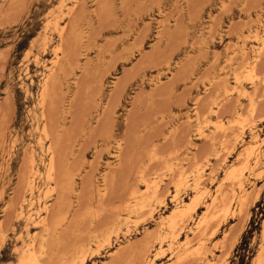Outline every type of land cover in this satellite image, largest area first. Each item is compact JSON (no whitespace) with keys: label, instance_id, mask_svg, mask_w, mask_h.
<instances>
[{"label":"rangeland","instance_id":"374dc122","mask_svg":"<svg viewBox=\"0 0 264 264\" xmlns=\"http://www.w3.org/2000/svg\"><path fill=\"white\" fill-rule=\"evenodd\" d=\"M262 28L264 0H0V264H25L29 253L41 264H80L79 254L82 264H264ZM246 148L248 160L261 157L244 176L239 213L226 176ZM199 192L174 230L161 225L175 199ZM214 194L225 204L198 227ZM199 246L205 257L191 253Z\"/></svg>","mask_w":264,"mask_h":264},{"label":"bare ground","instance_id":"6f19581e","mask_svg":"<svg viewBox=\"0 0 264 264\" xmlns=\"http://www.w3.org/2000/svg\"><path fill=\"white\" fill-rule=\"evenodd\" d=\"M228 1V0H227ZM223 4V3H222ZM67 11V10H66ZM67 14V13H66ZM64 27V26H63ZM259 27V26H258ZM59 28V27H58ZM61 28V27H60ZM229 28V27H228ZM262 29H264V28H262ZM250 31V30H249ZM256 32L257 31H255V34H256ZM262 34H264V33H262ZM208 36V35H207ZM254 36H256V35H254ZM253 36V38L255 39V37ZM261 36V35H260ZM212 38V37H211ZM246 38V37H245ZM251 39V38H250ZM253 39V40H254ZM261 39V38H260ZM259 39V40H260ZM262 39H264V37H262ZM247 40V39H246ZM249 41V40H248ZM241 42H242V40H241ZM245 42V41H244ZM255 42V41H254ZM260 42H262V41H260ZM258 43V42H257ZM236 45V44H235ZM241 45V44H240ZM251 46V45H250ZM58 47V46H57ZM227 47V46H226ZM234 47V46H233ZM258 47V46H257ZM261 47H264V45H262ZM261 47H259L260 49H261ZM59 48V47H58ZM241 48H243V47H241ZM251 48V47H250ZM259 48H257V49H259ZM59 49H61V48H59ZM262 49H264V48H262ZM261 49V50H262ZM58 49H55V52L57 51ZM255 50H256V48H255ZM253 51V50H252ZM251 51V52H252ZM259 51V50H258ZM262 51H264V50H262ZM254 53H255V51H253ZM261 53V52H260ZM55 54V53H54ZM241 54V53H240ZM53 55V54H52ZM63 55V54H62ZM253 55V54H252ZM257 55V54H256ZM54 56V55H53ZM52 56V57H53ZM243 56V55H242ZM260 56V55H259ZM56 57V56H55ZM61 58H62V56H61ZM256 58V57H255ZM52 60V59H51ZM50 60V61H51ZM57 60V59H56ZM49 61V62H50ZM54 61V60H53ZM53 61H51L52 62V64H53ZM247 61V60H246ZM250 62H252V61H250ZM255 62V60L253 61V63ZM230 63V62H229ZM56 64H57V61H56ZM216 64V63H215ZM228 64V63H227ZM236 64H238V63H236ZM248 64V63H247ZM54 65V64H53ZM35 66V65H34ZM51 66V65H50ZM55 66V65H54ZM245 66H248V65H245ZM47 67V66H46ZM48 68H49V66H48ZM46 69V68H45ZM50 69V68H49ZM257 69V68H256ZM235 70V69H234ZM248 72H250L251 73V75L252 76H254V71H255V64H251L249 67H248ZM53 71H54V69H53ZM241 72V71H240ZM53 73V72H52ZM262 73V72H261ZM248 74V73H247ZM256 74V73H255ZM51 75V74H50ZM53 75V74H52ZM235 75V74H234ZM241 75V74H240ZM249 75V74H248ZM252 76H250V78H252ZM235 77V76H234ZM50 79V77H49V75H48V77H47V79ZM241 78V77H240ZM240 78H238V80L240 79ZM257 78V77H256ZM234 79V78H233ZM237 79V78H236ZM243 79V78H242ZM255 80V78H252V80H251V82H255L254 81ZM46 80H44V82H45ZM54 81V80H53ZM234 81V80H233ZM235 81H237V80H235ZM262 81H264V80H262ZM261 81V82H262ZM50 82V81H49ZM53 83V82H52ZM228 83V82H227ZM233 83H236V82H233ZM258 83V82H257ZM51 84V83H50ZM237 84V83H236ZM46 85V84H45ZM48 85V84H47ZM230 85V84H229ZM229 85H227L228 87H229ZM234 85V84H233ZM242 85V84H241ZM255 85H256V83H255ZM240 86V85H239ZM239 86H237V85H234V86H232V88L229 90L228 89V91L231 93V92H235L236 94H237V96H246V92H245V90H244V88H243V86H242V88H240ZM44 87V86H43ZM47 87V86H46ZM46 87H44L42 90H44ZM48 88V87H47ZM230 88V87H229ZM226 89H227V87H226ZM252 89H253V87H252ZM41 91V90H40ZM45 91H46V89H45ZM48 91V90H47ZM225 91V90H224ZM42 92V91H41ZM49 92V91H48ZM48 92H45V93H48ZM248 92V91H247ZM250 92V91H249ZM43 93V92H42ZM226 93V92H225ZM229 93V94H230ZM39 94V93H38ZM41 95V94H40ZM49 95V94H48ZM228 95V94H227ZM226 95V96H227ZM248 95V94H247ZM236 96V97H237ZM244 96V97H245ZM250 96V95H249ZM241 97H237V98H241ZM236 98V99H237ZM250 98H251V96H250ZM243 99V98H242ZM252 100V99H251ZM248 101L250 102V100L248 99ZM255 101H253L252 103H254ZM41 104V103H40ZM216 104V103H215ZM215 104H214V106H215ZM250 104V103H249ZM255 104V103H254ZM242 105V104H241ZM250 106V105H249ZM217 107V106H216ZM256 108V107H255ZM44 109V108H43ZM249 109V108H248ZM209 110H211V109H209ZM254 110V105L252 104L251 105V111H253ZM43 111V110H42ZM195 111V110H194ZM253 112H255V111H253ZM215 113H217V109H216V112ZM240 113V112H239ZM238 113V114H239ZM194 114H195V112H194ZM201 114V113H200ZM212 114H213V111H212ZM236 115V116H239V115ZM47 115V114H46ZM216 115V114H215ZM218 115V114H217ZM43 116V115H42ZM43 117H45V116H43ZM200 117V116H199ZM202 117V116H201ZM197 118V117H196ZM195 118V119H196ZM244 118V117H243ZM205 119V118H204ZM251 119V118H250ZM44 120H46V119H44ZM197 120V119H196ZM220 120V119H219ZM241 121H242V119H241ZM45 122V121H44ZM217 122V121H216ZM221 122V121H220ZM46 123H47V121H46ZM195 123H196V121H195ZM44 124V123H43ZM42 124V125H43ZM198 124V123H197ZM216 124H218V123H216ZM220 124V123H219ZM222 124V123H221ZM221 124H220V126H221ZM47 126H48V124H47ZM200 126V125H199ZM215 126V125H214ZM252 126V125H251ZM43 127V126H42ZM197 127V126H196ZM219 127V126H218ZM220 128V127H219ZM222 128V127H221ZM220 128V129H221ZM202 129V128H201ZM217 129V128H216ZM48 130V129H47ZM200 130V129H199ZM250 130V129H249ZM200 131H202V130H200ZM241 131V130H240ZM41 132H43V131H41ZM197 132V131H196ZM203 133H204V131H202ZM211 132V131H210ZM219 132V131H218ZM222 132V131H221ZM244 132V131H243ZM49 133V132H48ZM225 133H226V131H225ZM242 133V132H241ZM44 134V133H43ZM198 134V133H197ZM45 135V134H44ZM201 135V134H200ZM228 135V134H227ZM46 136V135H45ZM44 136V137H45ZM202 136V135H201ZM215 136V135H214ZM221 136H222V134H221ZM48 136H46V138H47ZM239 137V136H238ZM45 138V139H46ZM255 138H258V135L257 134H255L254 135V140H256ZM262 138H264V137H262ZM226 140V139H225ZM221 141V140H220ZM262 143H264V141H261ZM261 143V144H262ZM49 144V143H48ZM218 144V143H217ZM258 144V143H257ZM50 145V144H49ZM223 146V145H222ZM49 147V146H48ZM118 147V146H117ZM227 147V146H226ZM226 147H225V149H226ZM232 147V146H231ZM48 149V148H47ZM51 149V148H50ZM54 149V148H53ZM52 149V150H53ZM224 149V148H223ZM252 149V148H251ZM254 150V149H253ZM54 151V150H53ZM47 152V151H46ZM55 152V151H54ZM119 152V151H118ZM219 152V151H218ZM252 151H250L249 150V148H246V150L244 151V153L242 154L241 153V157H242V155L244 156V158H247L246 159V161H245V163H243V165L239 168V169H236V170H234L233 168L234 167H232V169L230 168V170L229 171H227L228 172V174H227V176H226V178L227 179H229V180H234L235 181V185H236V187L234 188L233 187V189H230V187L229 186H227V187H229V188H226V191H227V189H230L229 191L231 192L230 194H232V196H233V198H231L230 200L231 201H229V204L231 205V204H233V203H235L236 205H238V212H239V210H240V206H241V200H240V197L242 196L243 198H244V196H243V194H244V191H245V185H244V182H243V180H245L244 178V176H245V174H246V176H247V174L252 170V168L256 165L257 166V163L258 162H260L259 161V159H260V157H261V150H258L255 154H253L252 155V157L248 160V156L249 155H251L250 153H251ZM120 153V152H119ZM117 154V153H116ZM214 154V153H213ZM53 155H56V154H53ZM217 155V154H216ZM220 155H222V154H220ZM226 155V154H225ZM238 155H240V154H238ZM219 156V155H218ZM119 157V156H118ZM211 157V156H210ZM54 158H56L57 159V157H53L52 156V153H51V155H49V157H48V170H49V173H46L47 175L45 176V178L47 177V179H51V175H52V172H53V170L55 169V166L57 165V162L55 161L54 162ZM222 158V157H221ZM220 158V159H221ZM226 158V157H225ZM55 159V160H56ZM207 160V159H206ZM247 161H249V162H247ZM205 162H207V161H205ZM54 163H56V165L54 164ZM198 163V162H197ZM225 163V162H224ZM242 163V162H241ZM196 164V163H195ZM199 164V163H198ZM55 165V166H54ZM182 165V164H181ZM193 165V164H192ZM57 167V166H56ZM198 167V166H197ZM184 168V167H183ZM190 168V170H192L191 168H192V166H190L189 167ZM238 168V167H237ZM257 168V167H256ZM56 170H57V168H56ZM178 170V169H177ZM179 170H181V169H179ZM187 171H188V169H186ZM204 170V169H203ZM31 171H33V170H31ZM184 171V170H183ZM193 171H195L194 169H193ZM192 171V172H193ZM253 171V170H252ZM30 172V171H29ZM57 172V171H56ZM138 172V171H137ZM168 172V171H167ZM169 172H170V169H169ZM171 172H172V168H171ZM191 172V171H190ZM189 172V173H190ZM38 173V172H37ZM140 173H141V171H140ZM184 173H186V172H184ZM260 173V172H259ZM57 174V173H56ZM175 174H176V176L178 175L177 174V172L175 171ZM182 174V173H181ZM197 174V173H196ZM200 174V173H199ZM211 174H213V173H211ZM30 175V174H29ZM106 175V174H105ZM139 175V174H138ZM191 175V174H190ZM208 175V174H207ZM141 176H142V174H141ZM188 176V175H187ZM196 176V175H195ZM250 176H251V174H250ZM249 176V177H250ZM257 176V175H256ZM33 177V176H32ZM54 177H55V175H54ZM76 177V176H75ZM103 177V176H102ZM106 177V176H105ZM140 177V176H139ZM138 177V178H139ZM172 177V176H171ZM182 177V176H181ZM181 177L179 176V178L181 179ZM211 177V176H210ZM28 178V177H27ZM56 178V177H55ZM143 178H144V176H143ZM170 178V177H169ZM173 178V177H172ZM185 178V177H184ZM187 178V177H186ZM193 178V177H192ZM32 179V178H31ZM46 179V180H47ZM68 179H69V177H68ZM175 179V178H174ZM188 179V178H187ZM195 179V178H194ZM204 179V178H203ZM207 179V178H206ZM227 179H226V181H227ZM27 180V179H26ZM54 180H56V179H54ZM73 180V179H72ZM103 180H104V178H103ZM102 180V181H103ZM139 180V179H138ZM153 180V179H152ZM154 180H156V178H154ZM153 180V181H154ZM185 180V179H184ZM225 180V179H224ZM74 181V180H73ZM150 181V180H149ZM158 181V180H157ZM170 181H171V179H170ZM178 181V179L177 180H175V182H177ZM182 181V180H181ZM195 181V183L194 184H192V185H194V186H197L196 184H198L199 183V178L197 177V179L196 180H194ZM204 181H206V180H204ZM234 181H233V183H234ZM142 182V181H141ZM143 182H144V179H143ZM155 182V181H154ZM193 182V181H192ZM201 182V181H200ZM81 183V182H80ZM104 183V182H103ZM148 183V182H147ZM146 183V181H145V186H146V188L148 187V184ZM150 183V182H149ZM159 183V182H158ZM157 183V184H158ZM169 183H171V182H169ZM173 183V182H172ZM179 183V182H178ZM183 183V182H182ZM231 183V182H230ZM253 183V182H252ZM29 184V183H28ZM102 184V183H101ZM105 184V183H104ZM139 184V183H138ZM156 184V186L158 187V185ZM160 184V183H159ZM176 184V183H175ZM201 184V183H200ZM203 184V183H202ZM81 185V184H80ZM97 185V184H96ZM103 185V184H102ZM142 185V184H141ZM151 185V184H150ZM150 185H149V187H150ZM152 185H154V184H152ZM171 185V184H170ZM178 185V184H177ZM176 185V186H177ZM185 185H187V183L185 184ZM199 185V184H198ZM220 185V184H219ZM230 185V184H229ZM234 185V186H235ZM68 186H69V184H68ZM70 186H72V185H70ZM105 186V185H104ZM173 186V185H172ZM200 186V185H199ZM232 186V185H231ZM30 187H31V185H30ZM29 187V188H30ZM51 187V186H50ZM99 187V186H98ZM97 187V190H99V189H101V188H98ZM103 187V186H102ZM165 187H166V184H165ZM164 187V188H165ZM198 187V186H197ZM196 187V188H197ZM201 187V186H200ZM224 187V186H223ZM253 187H254V185H253ZM252 187V188H253ZM48 188V187H47ZM52 188V187H51ZM53 188H55V185L53 186ZM57 188V187H56ZM67 188V187H66ZM65 188V189H66ZM71 188V187H70ZM72 188H73V186H72ZM80 188V187H79ZM137 188H138V186H137ZM145 188V187H144ZM175 188V187H174ZM180 188V187H179ZM183 188V187H182ZM192 188V187H191ZM214 188H216V187H214ZM218 188H220V189H218V190H221L222 189V186L221 187H218ZM33 189V188H32ZM139 189V188H138ZM148 189V188H147ZM150 189V188H149ZM154 189H155V187H154ZM162 189V188H161ZM165 189H168V188H165ZM193 189V188H192ZM48 190V189H47ZM70 190V189H69ZM72 190V189H71ZM80 190V189H79ZM133 190V189H132ZM185 190V189H184ZM251 190V189H250ZM52 191V190H51ZM57 191V190H56ZM74 191V190H73ZM100 191V190H99ZM137 191V190H136ZM139 191V190H138ZM142 191V190H141ZM144 191H145V189H144ZM143 191V192H144ZM157 191V190H156ZM162 191H163V193H164V189H162ZM162 191H160V192H162ZM166 191V190H165ZM202 191V190H201ZM204 191V190H203ZM222 191V190H221ZM252 191V190H251ZM32 192V191H31ZM46 192V191H45ZM48 192V191H47ZM54 192V191H53ZM149 192H150V190H149ZM159 192V191H158ZM166 192H168V191H166ZM170 192V191H169ZM178 192V191H177ZM228 192V191H227ZM253 192V191H252ZM100 193V192H99ZM148 193V192H147ZM146 193V194H147ZM151 193V195L153 194L152 193V191L150 192ZM201 192H199V194H200ZM222 193H224L223 191H222ZM246 193V192H245ZM251 193V192H250ZM250 193H246V194H250ZM139 194V193H138ZM143 194V193H142ZM145 194V195H146ZM154 194H156V193H154ZM198 193L196 194V195H193V197H190V200L189 201H187L186 203H184V205H183V201L182 200H176L175 199V201H174V208H173V211L172 212H170L171 213V215H169L166 219H162L161 220V225H166L167 226V229L169 228V229H171V230H174L173 228L176 226L175 224H174V222H175V220H176V218H184L185 216H189L190 215V211L191 210H195V207L196 206H198L197 204L199 203L198 202V200H199V198H200V196H201V194L199 195ZM228 194H229V192H228ZM44 195V194H43ZM46 195V194H45ZM128 195V194H127ZM131 196L130 197H133L132 199H135V205H136V209H137V207L138 208H141V207H143L144 206V204H143V199H145V198H143V197H145V196H141V195H137V192H133V193H131L130 194ZM149 194H147V199L148 198H150L151 196H148ZM163 195V194H162ZM162 195H161V197H162ZM219 195H221V194H219ZM223 195H225V194H223ZM223 195H221L222 197H223ZM251 195V194H250ZM176 195L174 194V196L173 197H175ZM231 196V197H232ZM153 197V196H152ZM210 197V196H209ZM220 197V196H219ZM218 198V197H215V194H214V197H212L211 198V200H210V202H208L207 204H205L206 205V211H207V215L206 214H204L203 216H201L199 219H197V221L195 222L196 223V225L199 227H201V226H206V222H207V216H209L210 214H208L209 213V211L212 209V208H214V206H215V204L217 203V204H219V203H224L225 204V198L223 197V198ZM241 197V198H242ZM249 197V196H248ZM58 198V197H57ZM128 198V197H127ZM205 198V197H204ZM246 198V197H245ZM75 199H77L76 197H75ZM227 199L228 198H226V201H227ZM248 198H246V200H247ZM55 200V199H54ZM154 200V199H153ZM156 200V199H155ZM250 200V199H249ZM56 201V200H55ZM146 201V200H145ZM248 201V200H247ZM246 201V202H247ZM57 202V201H56ZM127 202H129V200L127 201ZM134 202V201H133ZM161 202H162V199H161ZM245 202V201H244ZM243 202V203H244ZM249 202V201H248ZM147 203H149V202H147ZM164 203V202H163ZM126 204V203H125ZM129 204V203H128ZM133 204V203H132ZM216 204V205H217ZM249 204V203H248ZM53 205H54V203H53ZM158 205V204H157ZM160 205V204H159ZM220 205V204H219ZM218 205V206H219ZM226 205H227V202H226ZM121 206V205H120ZM146 206H147V204H146ZM151 206V205H150ZM217 206V207H218ZM125 207V206H124ZM127 207H129V206H127ZM132 207V206H131ZM221 207V206H220ZM224 207H226V206H224ZM230 207V206H229ZM229 207H227V209H226V211H228L230 208ZM235 207V206H234ZM237 207V206H236ZM245 208V205L244 206H242V208ZM147 208V207H146ZM219 208V207H218ZM229 208V209H228ZM246 208H247V206H246ZM119 210H120V208H118ZM125 209V208H124ZM132 209V208H131ZM143 209V208H142ZM149 209H152V208H149ZM154 209V208H153ZM222 209H223V207H222ZM116 210V209H115ZM127 210H128V208L126 209V211L124 210V212H127ZM147 211H148V209H146ZM223 210H225V209H223ZM233 210V209H232ZM245 210V209H244ZM22 211V210H21ZM117 211V210H116ZM121 211V210H120ZM136 211V210H135ZM213 211L214 210H212V213H213ZM235 211V210H234ZM233 211V212H234ZM123 212V213H124ZM134 212V211H133ZM133 212H131V213H133ZM140 212V211H139ZM146 212V211H145ZM190 212V213H189ZM204 213H205V211H203ZM221 211H219V213H220ZM224 212V211H223ZM229 212V211H228ZM241 212H242V210H241ZM47 213V212H46ZM49 213H50V211L48 212V215H49ZM122 213V212H121ZM128 213V212H127ZM143 213V212H142ZM226 213V215H227V212H225ZM240 213V212H239ZM117 214H119V213H117ZM116 213H115V215H117ZM144 214V213H143ZM220 214H222V213H220ZM243 214V213H242ZM47 215V214H46ZM47 215V217H49ZM115 215H114V217H115ZM225 215V216H226ZM239 215V214H238ZM120 216V215H119ZM135 216H136V213H135ZM147 216H149V215H147ZM217 216V215H216ZM224 216V215H223ZM240 216H241V214H240ZM239 216V217H240ZM244 216V215H243ZM95 217V216H94ZM118 217V216H117ZM117 217H116V219H117ZM130 217V216H129ZM146 217V216H145ZM212 217H214V215L212 216ZM220 217H221V215H220ZM128 217H126V219H127ZM140 218V217H139ZM143 218H144V216H143ZM189 217H187V219H188ZM190 218H191V216H190ZM210 218V217H209ZM209 218H208V220H209ZM223 218V217H222ZM224 218H226V217H224ZM223 218V219H224ZM44 219H45V217H44ZM43 219V220H44ZM48 219V218H47ZM112 219H114V218H112ZM141 219V218H140ZM139 219V220H140ZM187 219H185L186 221H187ZM214 219H216V218H214ZM221 219V218H220ZM41 220V219H40ZM41 221L42 223H44V221ZM46 220V219H45ZM50 220V219H49ZM53 220V219H52ZM93 220V219H92ZM136 220H138L137 218H136ZM218 218H217V224L218 225H220L219 223H221L220 222V220H219V223H218ZM222 220V219H221ZM239 220H240V218H239ZM114 221H115V219H114ZM113 221V222H114ZM121 221H122V219H121ZM129 221V220H128ZM189 221V220H188ZM192 221V220H191ZM215 221V220H214ZM46 222L48 223H50L51 221H47L46 220ZM116 222H117V220H116ZM213 222V221H212ZM211 222V223H212ZM237 222H239L238 220H237ZM60 223H62L61 221H60ZM59 223V224H60ZM105 223V222H104ZM119 223H120V220H119ZM118 223V224H119ZM185 223V222H184ZM188 223V222H187ZM211 223H210V226H211ZM214 223V222H213ZM36 224V223H35ZM58 224V225H59ZM106 224V223H105ZM113 224V223H112ZM117 224V225H118ZM121 224H122V222H121ZM123 224H125V223H123ZM178 224V223H177ZM186 224V223H185ZM42 225V224H41ZM47 224H44V226H46ZM49 225V224H48ZM50 225H53V227H54V225L55 224H50ZM175 225V226H174ZM207 225H208V223H207ZM111 226H113V225H111ZM160 226V225H159ZM182 226H183V224H182ZM209 226V227H210ZM215 226H216V224H215ZM42 227V226H41ZM56 227V226H55ZM54 227V228H55ZM158 226H156V228H157ZM184 227V226H183ZM183 227H181V229L183 228ZM190 227V226H189ZM213 227H214V225H213ZM51 229H52V227H50ZM108 228V227H107ZM117 228V227H116ZM155 228V229H156ZM164 228V227H163ZM207 228V227H206ZM212 228V227H211ZM214 228H216V227H214ZM214 228H212V229H214ZM42 229V228H41ZM43 229H44V227H43ZM51 229H50V231L49 232H51ZM94 229V228H93ZM118 229H120V228H118ZM180 229V228H179ZM197 229H199V228H197ZM197 229H196V231H197ZM211 230L210 228H207V230ZM217 229V228H216ZM60 230V229H59ZM111 230V229H110ZM109 230V231H110ZM116 230V229H115ZM114 230V231H115ZM205 229H203V230H201V231H204ZM206 230V231H207ZM114 231H112V232H114ZM150 231V230H149ZM156 231H158V228H157V230ZM182 231V230H181ZM180 231V232H181ZM189 231V230H188ZM191 231V230H190ZM196 231H195V233H196ZM199 231V230H198ZM212 231V230H211ZM211 231H208V233L209 232H211ZM214 231H216L215 229H214ZM230 231V230H229ZM54 232V231H53ZM93 232H95V231H93ZM103 232H105V230L103 231ZM155 232V231H154ZM107 233V232H106ZM105 233V234H106ZM118 233H119V231H118ZM126 233V232H125ZM150 233V232H149ZM157 233V232H156ZM170 233H172L173 234V232H170ZM201 233V232H200ZM230 233V232H229ZM93 234V233H92ZM114 234V233H113ZM152 234V233H151ZM169 234V233H168ZM171 234V235H172ZM197 234V233H196ZM203 234V233H202ZM40 235H42V233H40ZM57 235V234H56ZM59 235H60V233H59ZM96 235V234H95ZM99 235L101 236V234L99 233ZM99 235H98V237H99ZM103 235H104V233H103ZM144 235V234H143ZM153 235V234H152ZM159 235V234H158ZM194 236H195V234H193ZM207 235H209V234H207ZM206 234L204 235L205 237L207 236ZM213 235V234H212ZM211 235V236H212ZM37 236H39V235H37ZM105 236V235H104ZM109 236V235H108ZM148 236V235H147ZM155 236H157V235H154V237ZM163 236V235H162ZM166 236V235H165ZM176 236V235H175ZM178 236V235H177ZM202 236V235H201ZM57 237V236H56ZM89 237V236H88ZM96 237V236H95ZM146 237V236H145ZM149 237V236H148ZM159 237V236H158ZM169 237V236H168ZM172 237V236H171ZM170 237V238H171ZM151 238H153V236L152 237H150V239ZM176 238V237H175ZM175 238H173V239H175ZM197 238V237H196ZM209 238H210V236H209ZM233 238V237H232ZM4 239V238H3ZM38 239V238H37ZM58 239V238H57ZM90 239V238H89ZM109 239V238H108ZM166 240H167V238H165ZM172 239V238H171ZM40 247H39V249H41L42 251H44V249L46 248V238L44 237V236H42L41 238H40ZM59 240V239H58ZM103 240V239H102ZM104 240H106V239H104ZM103 240V241H104ZM186 240V239H185ZM185 240H184V242H185ZM188 240H189V237H188ZM187 240V241H188ZM195 240H197V239H195ZM48 241V240H47ZM102 241V242H103ZM152 241V240H151ZM153 241H155V240H153ZM159 241H161V240H159ZM186 241V242H187ZM228 241V240H227ZM231 241V240H230ZM97 242H99V240L97 241ZM92 243V242H91ZM233 243V242H232ZM104 244V243H103ZM160 244V243H159ZM172 244V243H171ZM185 244V243H184ZM191 244V243H190ZM57 245V244H56ZM95 245V247H96V244H94ZM223 245V244H222ZM228 245V244H227ZM52 246V245H51ZM90 246V245H89ZM98 246V245H97ZM104 246V245H103ZM102 246V247H103ZM197 246V245H196ZM216 246V245H215ZM233 246V245H232ZM47 247H49V245L47 246ZM55 247V246H54ZM53 247V248H54ZM101 247V248H102ZM158 247H160V246H158ZM170 247V246H169ZM184 247V246H183ZM202 247H204V246H202ZM225 247V246H224ZM231 247V246H230ZM50 248V247H49ZM52 248V247H51ZM56 248V247H55ZM184 248H186V247H184ZM195 248V247H194ZM227 248V247H226ZM226 248H224V249H226ZM85 250H86V248H84ZM150 247H149V250H148V248H147V250L148 251H150ZM153 249V248H152ZM160 249V248H159ZM168 249V248H167ZM170 249V248H169ZM183 249V248H182ZM162 250V253H163V249H161ZM205 250V249H204ZM227 250V249H226ZM39 251V250H38ZM54 251V250H53ZM73 251H75V250H73ZM72 251V252H73ZM78 251V250H77ZM158 251V250H157ZM156 251V252H157ZM160 251V250H159ZM158 251V252H159ZM192 251H194L193 253L195 254L194 256H197V258H198V256H206V254H204L203 253V251L201 250V246H199V247H197V248H195V250L192 248L191 249V253H192ZM211 251V250H210ZM209 251V252H210ZM76 252V251H75ZM79 252H82V251H79ZM94 250H93V254H94ZM122 252V251H121ZM228 252V251H227ZM77 253V252H76ZM96 253V252H95ZM99 253V252H98ZM161 253V254H162ZM186 253H188V252H186ZM224 253V252H223ZM226 253V252H225ZM262 253V252H261ZM48 254V253H47ZM92 254V255H93ZM147 254V253H146ZM185 254V253H184ZM183 254V255H184ZM213 253H211V255H212ZM76 256H77V254H75ZM74 255V256H75ZM114 255H115V253H114ZM116 255H118V254H116ZM157 255V254H156ZM186 255V254H185ZM184 255V256H185ZM188 256L190 255V254H187ZM45 256V255H44ZM79 256L81 257V258H79L80 260H78L79 261V263L80 264H82L83 263V261H84V259H85V257H84V254L81 256L80 254H79ZM87 256V255H86ZM146 256V255H145ZM144 256V257H145ZM159 256V255H158ZM182 256V255H181ZM191 256V255H190ZM220 256V255H219ZM180 257V256H179ZM260 257V256H259ZM262 257H264V255H262ZM50 258V257H49ZM71 258V257H70ZM153 258V257H152ZM155 258V257H154ZM183 258V257H182ZM192 259H193V255H192V257H191ZM190 258V259H191ZM211 258H212V256H211ZM76 259V258H75ZM78 259V258H77ZM178 259H181V257L180 258H178ZM71 260V259H70ZM70 260H68V261H70ZM184 260H185V258H184ZM189 260V259H188ZM194 260V259H193ZM197 261H198V259H196ZM67 261V260H66ZM67 261V262H68ZM73 261V260H72ZM71 261V263L73 264V262ZM77 261V262H78ZM148 261V260H147ZM153 261H154V259H153ZM179 261H182V260H179ZM179 261H178V263H179ZM199 261H200V259H199ZM202 261V260H201ZM200 261V262H201ZM209 261V260H208ZM218 261H219V257H218ZM258 261V260H257ZM24 262H25V264H41V262H40V259H39V257L37 256V255H35V254H33V253H29V255L27 256V258L24 260ZM65 262V261H64ZM67 262H66V264H67ZM75 262V261H74ZM149 262H151V261H149ZM184 262V261H183ZM220 262V261H219ZM223 262V261H222ZM69 263V262H68ZM107 263V262H106ZM152 263V262H151ZM177 263V264H178ZM180 263H182V262H180ZM197 263H199V262H197ZM202 263V262H201ZM212 263V262H211ZM216 263H217V261H216ZM216 263H214V264H216ZM225 263V262H224ZM70 264V263H69ZM77 264V263H76ZM147 264V263H146ZM150 264V263H149ZM175 264H176V261H175ZM206 264H208V262L206 263ZM219 264V263H218Z\"/></svg>","mask_w":264,"mask_h":264}]
</instances>
